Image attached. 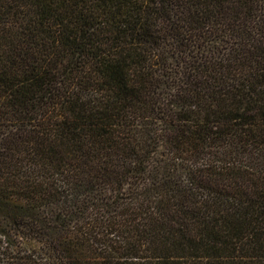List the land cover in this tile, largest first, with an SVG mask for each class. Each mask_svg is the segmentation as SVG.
<instances>
[{
    "label": "trees",
    "instance_id": "trees-1",
    "mask_svg": "<svg viewBox=\"0 0 264 264\" xmlns=\"http://www.w3.org/2000/svg\"><path fill=\"white\" fill-rule=\"evenodd\" d=\"M0 264H264V0H0Z\"/></svg>",
    "mask_w": 264,
    "mask_h": 264
}]
</instances>
